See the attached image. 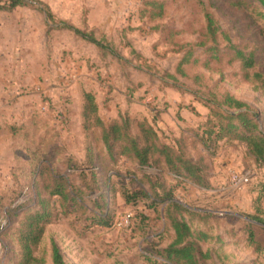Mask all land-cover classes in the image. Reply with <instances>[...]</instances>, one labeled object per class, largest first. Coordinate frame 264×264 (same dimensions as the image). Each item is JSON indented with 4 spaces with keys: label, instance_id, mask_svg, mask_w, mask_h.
<instances>
[{
    "label": "rangeland",
    "instance_id": "1",
    "mask_svg": "<svg viewBox=\"0 0 264 264\" xmlns=\"http://www.w3.org/2000/svg\"><path fill=\"white\" fill-rule=\"evenodd\" d=\"M40 1L55 21L93 34L113 53L52 26L36 8L0 10V105H5L0 110V264H18L21 257L18 231L24 211L35 208L34 149L39 159L49 155L78 195L73 202L49 196L56 217L45 225L34 252L42 264H52L53 241L66 264H169L161 251L174 233L166 202L155 197L167 193L189 210L175 215L208 235L199 243L209 254L200 264H264V162L250 156L242 142L224 137L204 151L209 170L202 187L181 181L162 163L140 165L118 155V146L110 154L97 141L89 144V154L81 123L83 94L90 92L105 121L119 113L145 118L163 141L172 140L189 135L188 128L206 118L203 105H218L229 93L249 106L264 133V88L252 76H264L261 4ZM206 11L218 26L216 41L205 34ZM224 35L253 53L256 64L247 79ZM68 159L78 168H68ZM232 171L244 178L241 185L230 183ZM47 181L44 176L38 183L43 187ZM123 193L137 196L126 201ZM126 213L128 225L118 226ZM95 214L107 216L109 224H96Z\"/></svg>",
    "mask_w": 264,
    "mask_h": 264
},
{
    "label": "trees",
    "instance_id": "2",
    "mask_svg": "<svg viewBox=\"0 0 264 264\" xmlns=\"http://www.w3.org/2000/svg\"><path fill=\"white\" fill-rule=\"evenodd\" d=\"M257 1L264 9V0ZM147 4L158 5L160 8L163 5L159 1H148ZM17 6L36 8L43 13L46 21L52 26L72 30L88 42L113 53L108 45L93 34L86 33L64 21H55L50 8L40 0H0V10H11ZM160 12L158 11V14ZM204 16L206 20L205 34L212 41H216L218 33L216 21L207 11ZM224 38L230 41L227 35H224ZM228 48L232 51L234 59L239 61L240 67L244 71V78L247 79L249 77L248 70L256 64L253 53L246 52L231 41ZM185 58L184 56L181 59L178 68L185 62ZM252 76L254 80L260 82V87L264 88L263 74L256 72ZM203 106L207 108L208 114L197 127L188 128L189 135L181 134L172 140L163 141L165 137L162 136V139L154 125L145 118L137 119L128 114L119 113L116 118L105 121L99 114L98 105L93 95L90 92H85L81 109V123L83 135L88 143L86 149L90 152L89 144L95 146V142L99 141L111 154L118 146L116 149L118 155L131 157L140 165L151 166L162 163L176 178L202 187L207 186L209 170L204 151L207 152L224 137L242 142L250 156L264 162V133L260 129L258 121L251 116L249 106L245 102L226 93L218 105ZM133 127L136 129L135 133L131 131ZM10 128L12 133L17 130L14 125ZM195 145H199L200 148L193 149L192 146ZM190 150L193 153H190ZM37 152L36 149L32 150L34 165L30 171L31 175L37 179L34 183L35 208H28L24 211L25 218L18 231L21 255L18 264H42V259L36 257L34 252L45 225L51 223L56 217L49 205V196L58 195L64 201L69 202L78 199L74 185L68 176L55 170L48 154L39 159ZM68 161L71 162L70 164L67 162L68 168H78L75 163L69 159ZM89 172L92 180L95 181L94 171ZM44 176L48 181L43 187H40L38 180ZM42 190H47L45 195ZM123 196L126 201H132L135 200L137 194L123 193ZM155 197L166 202L165 216L174 233L172 241L161 251L165 261L169 264H200V259L209 256L208 251L203 253L199 247V243L206 240L208 235L203 231H194L184 217L175 215L176 212L182 214L189 210L174 200L170 193L164 197H159L156 194ZM94 218L96 224H109L107 216L95 214ZM51 260L52 264H66L60 248L54 241L51 243Z\"/></svg>",
    "mask_w": 264,
    "mask_h": 264
},
{
    "label": "built area",
    "instance_id": "3",
    "mask_svg": "<svg viewBox=\"0 0 264 264\" xmlns=\"http://www.w3.org/2000/svg\"><path fill=\"white\" fill-rule=\"evenodd\" d=\"M229 180L233 186H239L244 182V178L240 175V173L236 171H232L230 173ZM130 216H131L130 213H126L123 217L119 218L116 221V224L118 226H127L129 223L128 221H129Z\"/></svg>",
    "mask_w": 264,
    "mask_h": 264
},
{
    "label": "crops",
    "instance_id": "4",
    "mask_svg": "<svg viewBox=\"0 0 264 264\" xmlns=\"http://www.w3.org/2000/svg\"><path fill=\"white\" fill-rule=\"evenodd\" d=\"M4 106H5V105H0V110H1V108L4 107ZM0 113H1V112H0Z\"/></svg>",
    "mask_w": 264,
    "mask_h": 264
}]
</instances>
